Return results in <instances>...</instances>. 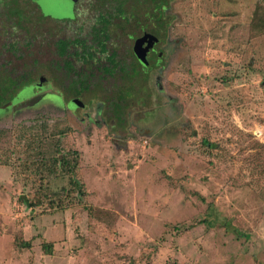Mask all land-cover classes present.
Here are the masks:
<instances>
[{
    "label": "rangeland",
    "instance_id": "374dc122",
    "mask_svg": "<svg viewBox=\"0 0 264 264\" xmlns=\"http://www.w3.org/2000/svg\"><path fill=\"white\" fill-rule=\"evenodd\" d=\"M86 1L73 23L61 22L72 17L63 5L42 10L38 23L25 1L28 54L3 60L12 69L23 64L24 74L15 68L9 77L26 86L14 98L22 102L0 111V264H264V36L249 30L255 15L264 19V0L156 3L170 22L157 50L168 51L158 68L151 56L145 77L107 79L110 99L131 90L117 117L94 88L71 100L50 68L54 39L88 30ZM117 23L109 47L120 34L130 51L125 34L133 29ZM29 82L39 87L33 93ZM41 125L49 153L55 140L61 152H77L82 193L63 209L47 202L67 176H50L39 191L35 162L15 136L29 126L39 134ZM35 193L42 204L26 207Z\"/></svg>",
    "mask_w": 264,
    "mask_h": 264
},
{
    "label": "trees",
    "instance_id": "16d2710c",
    "mask_svg": "<svg viewBox=\"0 0 264 264\" xmlns=\"http://www.w3.org/2000/svg\"><path fill=\"white\" fill-rule=\"evenodd\" d=\"M24 1H27V0H0V4H15V3H23ZM30 2H32V0H30ZM104 2L110 5H114L115 8L114 10H108L104 12L97 11L96 13L95 12L93 13L97 15L95 17L97 20V25L92 28L93 31L91 32V35L93 37V39L91 40V51H89V45L84 46L85 42L79 41L78 39L71 41V42L68 39H64V40L60 39L54 43V47L56 48V54L58 55V57L61 58V61L64 63V67H65V72L59 71L63 81H66V83L68 84L67 87H65V89L67 90L69 94L73 95L74 97H78L81 94L83 85L79 83L78 78L74 81V83L68 82V81H71V77L69 76V63L66 60V57L68 54L67 47L68 45L73 44V43L81 46V53L87 54L88 58L90 59H92L93 52L96 51L93 46H97L98 51L100 53H108V50H110V47H108L109 43H107V47H108V50H107L105 49L106 44L103 42V39L108 38V35H107L108 29H109L108 24L111 20L119 21V23L123 21L122 27H124L125 25L129 23L133 30H138L137 23L140 21L138 16H140V14L142 13L141 12L142 6L145 5L144 10L146 11L143 12V13H146L145 18H148L147 15H149V19H151L154 22V24H153V27L139 29L141 31L146 32L143 35L148 36L146 40H144L141 43V45L143 43L147 44L145 45L144 50L149 49L154 45V51L156 52V54L155 55L152 54V56L155 62V65H154L155 68H158L159 61L160 62L162 61L164 54H166V51H168L165 46L163 47L164 50L162 51L157 50L159 44L164 43L163 39L165 38L164 37L165 32L170 23L166 15L167 9L166 8L164 9L165 6L159 5L157 8H155L156 3L162 4V0H139L138 3H133V2H130L129 0H122V1L121 0H104ZM127 4L129 6L127 7V10H126L124 8L126 7L125 5ZM122 6H124V8H122ZM152 6L154 8H152ZM137 7H140V9ZM127 13L129 14V17L125 16ZM11 14L16 16V18L18 19L21 18L19 16V13H16V11L11 12ZM22 18H23V15H22ZM38 18L42 19L44 17H42L39 14ZM113 26H115V24H113ZM249 30L250 32L260 33L264 36V19L260 17L256 18V15H255V17L252 18ZM128 32H131V30H128ZM143 35L141 36V38L144 37ZM150 38H153V40L150 41L151 40ZM136 41H138V39ZM127 57L128 58L130 57L129 52L124 53V58H127ZM131 61H133V63H131ZM131 61L127 63L125 62V59L124 60L122 59V62L120 65L119 60L116 59V54L114 52L108 53L107 55L108 67L105 68V70H107L109 77H111L112 74L116 75V72L121 73V78L123 80V83H126V82L131 83L133 79L135 78L139 79L140 76L145 77L146 74L143 73L144 75H141L142 71L139 69V66H137L132 56H131ZM145 63L148 64L147 60H145ZM50 68L51 70L54 68L52 64H50ZM2 76L3 78L1 81V85H0V95L1 96H5L8 93V91H10V88L14 86L13 82H19V81L25 82L23 80L16 81L15 79H12L7 75H2ZM30 84L31 82H29V86ZM77 85H79L80 89L76 88ZM30 87H32V91H33L34 90L33 86L31 85ZM69 88H71L72 90H70ZM121 91L119 92V95L113 96V98L111 99L110 97L105 98V100L108 102L109 107L111 108V110H113V113L115 114L116 117L119 116L117 112L119 111V109L122 108V103L125 102V98L123 94L128 93L130 97H132L131 90L128 87ZM57 93L60 94V92L58 91ZM65 106L67 107L68 104ZM4 110H6V108ZM40 124H45V123H40ZM44 130H45L44 125L39 126V134L36 132V129L33 127H30V126L22 127L16 130L15 136H17L19 140L21 139L22 141H24L27 147L28 159L35 162L36 172L39 173V191H42L41 189L43 188L47 189V183H48V179L50 176H56L58 174H64L67 176V187L63 189L61 193H59V196L58 195L56 196L55 201H52L53 199L50 198V196L48 195V202H47V205L49 208L63 209L66 207V203L64 202L68 200V198L71 196L72 193L74 194L82 193L81 191L82 186L75 179V168L77 167V162H76L77 152L75 151L61 152L57 144V140H55L54 143L50 146L51 153H49L48 143L49 142L51 143L52 140H49L47 142L46 138L42 137L41 133L42 132L44 133ZM59 134H62V133L59 132ZM201 144H203L206 147L212 146L211 144L207 142V140H204V139L201 140ZM23 204L28 208H32V207H38L42 203H41V198L37 197V194L35 193L31 198L24 199ZM46 251L49 252V249H47Z\"/></svg>",
    "mask_w": 264,
    "mask_h": 264
},
{
    "label": "flooded vegetation",
    "instance_id": "af4514ba",
    "mask_svg": "<svg viewBox=\"0 0 264 264\" xmlns=\"http://www.w3.org/2000/svg\"><path fill=\"white\" fill-rule=\"evenodd\" d=\"M40 1L41 0H32L34 7L36 9V13H37L36 16H38V17H39V14L41 16H43L41 4H39ZM45 1H47V0H45ZM45 1H43V2H45ZM63 2H65V1H63ZM86 2L87 3L84 6L85 10L92 12V13H94V12L96 13L97 11H103L104 12V11H108V10H114V8H115L114 5H110L108 3H105L104 0H87ZM63 4H64L63 5V8H64L65 3H63ZM66 5H67V3H66ZM78 5H79V0H74L72 7H71L72 18H69L67 20H61V22H67V23L75 22L76 14H74V13H75L76 7ZM59 7L62 8V5L60 4ZM127 7H125V8L127 9ZM25 8H26L25 1L23 3H15V4H0V41H1L0 42V75L9 76L12 73L11 71L14 70L15 68L18 71V73L16 72V74H19V73L21 75L24 74L23 73L24 72L23 71L24 70L23 64H20V66H16L14 69H12V68H8L5 61H3V60H5L8 57H11L12 59L13 58L21 59L22 57L25 58L28 54L25 50L29 44V41L27 40L29 33L23 27V24L26 20H24V15L22 13L23 11H25ZM122 8H124V6H122ZM141 9L144 10L145 5H143ZM14 11H16V13H19V16L21 18L18 19V18H16V16L12 15L11 12H14ZM144 11H146V10H144ZM22 15H23V18H22ZM96 16H97L96 14H92V17H91L92 19H89L90 25L87 28L88 29L87 31H84L85 30L84 29L81 32V34L77 35V34H75V30H74L72 32V34L69 35L68 37H57L51 43L52 44L51 45V53L53 54V57H54V61L52 63L54 68L52 70L54 72L58 73L59 77H61V74L59 71L65 72V67H64V63L61 61V58L58 57V55L56 54V48L54 47V43L60 39H63V40L68 39L70 42L78 39L79 41L85 42L84 46L89 45V51H91V40L93 39L91 32L93 31L92 28L97 25V20L95 18ZM38 17H37V19H38L37 21L39 23ZM113 24H115L116 27L119 25L117 23V21L111 20L108 24V27H112ZM120 24L123 26V21H121ZM153 24H154V22L151 19H149V16H148V18H145V16H144V18L137 23L138 35H136L134 33L135 30H133L131 32H128V31L126 32V34H125L126 40L128 42L132 43V44H130L131 45L130 51L128 49V46L126 48V47H124V45H123V47H122V45H120V41L118 40L120 37V34L116 35L117 40L115 42L116 43L115 50L112 47H110V50H108L109 46L107 47V43H109V41H110L109 38L103 39V42L106 44L105 49L108 50V53L114 52L116 54V59L119 60L120 65H121L123 57L118 54V51H122V54H123V51L129 52L132 55V57L134 58V61L137 64V66H139V69L141 71H143L144 74H146V72L149 71V69H150L149 68V60H150L152 54H155L154 45L151 48L146 49L143 52L144 60H147V62H148V64L145 63L147 65H145V67H143V70H142L141 64L136 60L132 51H133L135 44L137 43L136 40L139 39L143 34L146 33L145 31H141L139 29L140 28L153 27ZM80 26H82V25H80ZM119 27H120V25H119ZM16 29L23 31L22 37L16 36V35L13 36V33H15ZM31 39H33V38L30 37V39H29L30 43L32 41ZM145 45L146 44L143 43L141 45V48L144 49ZM93 47L96 51L93 52L92 59H90V58H88L87 54L81 53V46H79L75 43L68 45V47H67L68 48V54H67L66 60L69 63V76L71 77V81H68V82L74 83V81L78 78L79 83L81 85H83V89L81 87L82 92H87V91L91 90L92 88H94L96 91L103 92L104 98H107V92L104 89V85L107 86V84H106L107 79L110 78L111 82H112V77L113 76L119 77L121 75V73L116 72V75L112 74V76L109 77L107 70H105V68L108 67V63H107L108 53H100L98 51L97 46H93ZM127 63H129V61ZM64 82H65V87H67L68 84L66 83V81H64ZM19 83L21 84L23 82H21V81L13 82V85H14L12 87L13 89L10 88V91H8V93L5 96L0 95V111H2V113L4 111H6L7 109L14 108V106L16 104H18L19 101L22 102V99L14 101L15 96L17 94H19L22 91V89L26 86V84L25 85H22V84L18 85ZM35 85H36V83L33 84V88H34V90H37L39 87L36 88ZM121 87H122V84H121ZM76 88L80 89L79 85H77ZM69 89L72 90L71 88H69ZM118 89H119V87H117V90ZM33 92L34 91H32V93ZM29 98H25L23 100H25L27 102L29 100ZM57 99L59 102H61L60 96H57ZM73 99L78 100V98L74 97V96L71 98V100H73ZM5 108H6V110H4ZM2 113H0V114H2Z\"/></svg>",
    "mask_w": 264,
    "mask_h": 264
},
{
    "label": "water",
    "instance_id": "95a60500",
    "mask_svg": "<svg viewBox=\"0 0 264 264\" xmlns=\"http://www.w3.org/2000/svg\"><path fill=\"white\" fill-rule=\"evenodd\" d=\"M43 1H45V0H41L40 1V3L39 4H41V9L42 10H44V9H46V10H49V8L52 6V8H54L55 6H59L60 4L61 5H64L63 3H65V6L68 8V7H72V4H73V2H74V0H63V1H65V2H62V3H59V5L55 2V1H53V0H51V1H49V0H47V1H45V2H43ZM53 1V2H52ZM66 3H67V5H66ZM59 10L61 11L62 10V8H60L59 7ZM72 18V17H71ZM148 36H144L143 38H141V42H143L144 40H146V38H147ZM151 40L150 41H152L153 40V38H150ZM136 44H138V43H136ZM136 44H135V46H136ZM135 46H134V48H133V54L135 53ZM140 48V45H138V49ZM145 50H142V53H141V57H137L136 56V59L138 60V62L141 64V62L143 63V64H141V66H143V67H145V60H144V55H143V52H144Z\"/></svg>",
    "mask_w": 264,
    "mask_h": 264
}]
</instances>
